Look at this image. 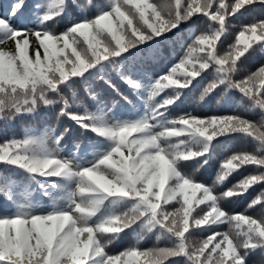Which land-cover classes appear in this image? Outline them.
Segmentation results:
<instances>
[{"label": "snow or ice", "instance_id": "obj_1", "mask_svg": "<svg viewBox=\"0 0 264 264\" xmlns=\"http://www.w3.org/2000/svg\"><path fill=\"white\" fill-rule=\"evenodd\" d=\"M139 257L264 264V0H0V264Z\"/></svg>", "mask_w": 264, "mask_h": 264}, {"label": "trees", "instance_id": "obj_2", "mask_svg": "<svg viewBox=\"0 0 264 264\" xmlns=\"http://www.w3.org/2000/svg\"><path fill=\"white\" fill-rule=\"evenodd\" d=\"M47 3H48V0H45V4H47ZM81 3L86 4L87 0H81ZM42 14H43V9L41 10V15ZM62 24H63V22H62ZM36 25H39V20L36 21ZM57 27L59 28V27H62V26L61 25H57ZM247 35L250 36V34H247ZM238 36H239V33L234 31L233 35L230 37V42L235 43L237 41V39H238ZM240 46L242 47L243 45L241 44ZM33 47H34V45L30 43L29 49H28V56H29L30 60L34 59ZM184 51L186 52V49ZM176 56L178 58L175 60V63H173L171 65V67H176L177 68L176 73L173 75L174 79L180 77L184 73V68L179 67L180 59L183 58L179 48L176 49ZM41 59L42 60L44 59V57H43V49H41ZM169 60H171V57H169ZM164 63H168V60H166ZM98 67L99 66H97V68ZM161 67H163V65H161ZM171 67H169L168 72H166L164 74H171ZM157 70L159 71L160 69H157ZM95 87L97 89H103V91H101V94L99 96V101L100 100L101 101H106L107 102L106 104L101 103L99 105V107H98L96 102H93L90 98H86L83 104L74 105V107H79L81 109L87 107L88 111H90V112L91 111H98L99 115H103L105 112L108 111V109L112 108L111 100L114 98V93L111 91V89H108L107 86L104 85L102 82L101 83H97L95 85ZM128 94L131 95L130 92ZM78 95L85 96V93L83 91H81V92L78 93ZM116 99H118V97H116ZM211 106L215 107V102L214 101L211 102ZM112 110L114 112H123V111L127 110V105L123 104V102H122L121 105L117 106L116 108H114ZM187 110L188 111H193V110L200 111L201 109H198L195 105H190ZM145 114H146L145 111H141L139 114H137L135 117H132V118L133 119H139L142 116H144ZM81 139L83 140V143L81 144L80 148H81V154H83L84 152H87L92 147V143H90V142L93 141L94 139H99V138L98 137H94V134H92V133H84L82 135L80 129L78 127L73 126V132L68 138V140H69V148H68L66 154L76 152L77 149H76V146L73 143V141H77V140H81ZM213 143H215V141ZM194 147H196V146L194 145ZM89 158H91V157L89 156ZM205 174L209 178L212 177L211 172H206ZM39 179L41 180L42 183L45 182L43 180V178H39ZM238 179H242V177H240ZM238 179L237 180H233V183L238 182ZM33 187L37 188V192L39 191L38 186H36L34 182H33ZM29 190L30 189L28 188V180L25 179V180H23L20 183V187H19V199L22 202H27ZM49 190L53 191L55 193L54 189L50 188ZM258 194H259V191H257V193H255V195H258ZM189 196L192 198L193 207H196V202L200 198L201 193L199 191H195L194 194H193V191L190 190L189 191ZM122 207H123V205L115 204V205H111L108 209H106V211L119 213L121 211ZM200 207H203V205H201ZM222 230L223 231H227L228 229H227V227H224ZM196 239H200V237H196ZM155 243H156L155 237L153 236L149 246H151V245H153ZM137 260H138V264H140V262L143 261V257H139V258H137Z\"/></svg>", "mask_w": 264, "mask_h": 264}, {"label": "rangeland", "instance_id": "obj_3", "mask_svg": "<svg viewBox=\"0 0 264 264\" xmlns=\"http://www.w3.org/2000/svg\"><path fill=\"white\" fill-rule=\"evenodd\" d=\"M61 26H62V23L60 24ZM81 39H83V37H81ZM101 101V100H100ZM91 112H95V113H97L98 114V111H91ZM99 115V114H98ZM73 126H75V127H78L79 128V126H77V125H75V124H73ZM117 205H121V204H117Z\"/></svg>", "mask_w": 264, "mask_h": 264}]
</instances>
